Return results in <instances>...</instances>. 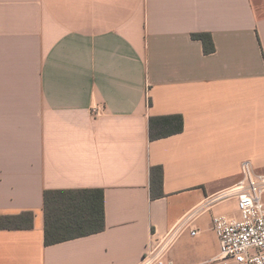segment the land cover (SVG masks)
Returning <instances> with one entry per match:
<instances>
[{
	"label": "crops",
	"instance_id": "crops-1",
	"mask_svg": "<svg viewBox=\"0 0 264 264\" xmlns=\"http://www.w3.org/2000/svg\"><path fill=\"white\" fill-rule=\"evenodd\" d=\"M246 161L264 174V0H0V217L34 215L0 264H138ZM90 189L104 230L46 245L45 192ZM216 215L238 201L174 264H212Z\"/></svg>",
	"mask_w": 264,
	"mask_h": 264
},
{
	"label": "built area",
	"instance_id": "built-area-1",
	"mask_svg": "<svg viewBox=\"0 0 264 264\" xmlns=\"http://www.w3.org/2000/svg\"><path fill=\"white\" fill-rule=\"evenodd\" d=\"M237 200L239 219L228 215L213 217V230L219 242V254L212 264H264V174H257L250 162L242 164L238 182L207 197L204 202L172 228L157 244L151 246L138 264H174L170 252L180 235L190 225V218L229 201ZM191 235L198 234L190 230Z\"/></svg>",
	"mask_w": 264,
	"mask_h": 264
},
{
	"label": "trees",
	"instance_id": "trees-1",
	"mask_svg": "<svg viewBox=\"0 0 264 264\" xmlns=\"http://www.w3.org/2000/svg\"><path fill=\"white\" fill-rule=\"evenodd\" d=\"M206 54L215 51L210 34H197ZM162 172V168H161ZM45 243L55 245L64 241L98 233L104 230V191L55 190L44 194ZM33 213L0 217V229L21 230L33 228Z\"/></svg>",
	"mask_w": 264,
	"mask_h": 264
}]
</instances>
